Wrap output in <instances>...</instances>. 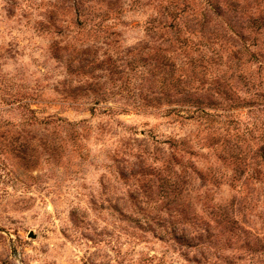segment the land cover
<instances>
[{
  "label": "rangeland",
  "instance_id": "rangeland-1",
  "mask_svg": "<svg viewBox=\"0 0 264 264\" xmlns=\"http://www.w3.org/2000/svg\"><path fill=\"white\" fill-rule=\"evenodd\" d=\"M0 264H264V0H0Z\"/></svg>",
  "mask_w": 264,
  "mask_h": 264
},
{
  "label": "trees",
  "instance_id": "trees-1",
  "mask_svg": "<svg viewBox=\"0 0 264 264\" xmlns=\"http://www.w3.org/2000/svg\"><path fill=\"white\" fill-rule=\"evenodd\" d=\"M213 6H214L213 8H214L215 11L218 10V7H216L215 5H213Z\"/></svg>",
  "mask_w": 264,
  "mask_h": 264
}]
</instances>
